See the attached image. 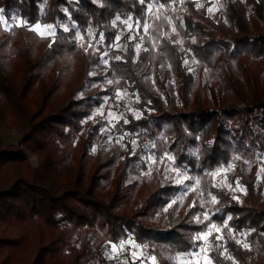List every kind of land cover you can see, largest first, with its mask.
Wrapping results in <instances>:
<instances>
[{
    "label": "trees",
    "instance_id": "obj_1",
    "mask_svg": "<svg viewBox=\"0 0 264 264\" xmlns=\"http://www.w3.org/2000/svg\"><path fill=\"white\" fill-rule=\"evenodd\" d=\"M198 1L183 0L187 14L173 0H0L6 21L24 22L0 29V264H64V249L95 230L174 264L211 223L221 227L207 240L212 264H264V0H219L217 12ZM35 22L55 35H37ZM202 67L228 102L209 104ZM229 165L231 188L210 175ZM176 170L190 179L178 184ZM81 255L119 264L104 243Z\"/></svg>",
    "mask_w": 264,
    "mask_h": 264
},
{
    "label": "rangeland",
    "instance_id": "obj_2",
    "mask_svg": "<svg viewBox=\"0 0 264 264\" xmlns=\"http://www.w3.org/2000/svg\"><path fill=\"white\" fill-rule=\"evenodd\" d=\"M182 1V6L178 7V8H174L171 7L172 10H184L187 14H189V11L187 10V8L184 5L183 0ZM201 2H207L209 4V8L212 9V12H217V10L219 9V0H200ZM198 1V2H200ZM200 2V3H201ZM185 7V8H184ZM157 9L158 12H162L164 16L168 15V11L164 12L162 10L161 7H158ZM156 9V10H157ZM0 17H2V19H0V29H6L9 26H11L13 23L16 25H23L24 22H22L21 19H17L16 21H6L5 17L2 15V13L0 12ZM256 19V18H255ZM256 23L261 27V32H264V20L262 19H256ZM36 24H39L41 26V31H44L47 35V29L45 28V26L50 25V24H46V23H41V22H35L31 25V29H34V26ZM35 31V30H34ZM35 33L39 36L40 33L39 31H35ZM42 36V37H45ZM185 61H187V63H185ZM184 64L189 66L192 62L185 60ZM236 72V69H235ZM206 70L204 67H202L200 69L199 72V79H200V84L201 86L205 87L207 89L208 92V96H209V104L215 108L218 107L221 103H226L230 100V93L227 92V90H225L224 88V81L220 79V76L218 74H215L213 76H211L210 78H208V76L206 77ZM122 94V98H124V95L122 92H119ZM82 96V93L78 92L75 94V97H80ZM110 113V112H109ZM114 114V117L117 116V114H115L114 112H111ZM111 118V117H110ZM3 129H4V134L10 136L11 138L16 136L15 130L12 127L8 126V123L6 121L3 122L2 124ZM208 144L211 143V140H209L207 142ZM25 154L27 156V160L29 162L30 165L35 166L38 162V156L35 152L31 151L30 149H26L25 150ZM219 169H225V168H219ZM218 179L221 182H226L227 184H230L228 176H227V172H221L220 175H218ZM237 187V186H234ZM233 187V189H235ZM187 188H189V184L186 182L183 184V188L181 190V192H185L187 190ZM236 190V189H235ZM30 239L32 238V234L30 233L29 235ZM131 235H127V237H123L120 236L118 237L116 240H108L106 238L105 235H103V233H101L100 231H91V232H84L82 231L79 238L75 239L74 242H76L77 247L78 248H65L64 249V255H63V261L64 264H85V257H83L82 254V250L83 247L87 246V245H92V248H97L99 245H102V243L107 244V248L109 249V252L111 253V255H114L116 257V260L119 262V264H129V262H133L135 261V258L139 257L140 255H146L145 259H140V261L138 262L139 264H152V261L150 259H148L150 256H153L152 254H146V249L140 245L139 243L133 241L131 238ZM35 238V237H34ZM124 241V248L121 249L120 248V242ZM203 244L201 246L205 245V241L203 240ZM112 244H116L117 248L115 251L112 250L111 245ZM134 245H138L140 247H135ZM35 250H37V248H34ZM199 251V248L196 249L195 251H191V252H196ZM135 252L136 255L133 257L132 253ZM207 258L210 259L207 255ZM174 264H179V262L173 260ZM184 264H187V262H184ZM191 264H197L196 260H192ZM199 264H206V260H205V256L201 255L199 258ZM212 264V263H211Z\"/></svg>",
    "mask_w": 264,
    "mask_h": 264
},
{
    "label": "snow or ice",
    "instance_id": "obj_3",
    "mask_svg": "<svg viewBox=\"0 0 264 264\" xmlns=\"http://www.w3.org/2000/svg\"><path fill=\"white\" fill-rule=\"evenodd\" d=\"M93 2H98V0H93ZM139 2L141 4H146V0H139ZM160 7L162 8L163 5H160ZM197 7H200V5H197ZM158 10L159 9H157V11ZM64 11L67 12V9H65ZM147 11H148L149 14H153V11H152V8L151 7H148L147 8ZM211 11H212V9L209 8V12H211ZM0 12H3V9H0ZM159 18L160 17L157 16V19H159ZM0 19H2V17H0ZM117 20H119V17H117ZM25 23H27V22H25ZM124 23L127 24V21H125ZM169 23H171V20L170 19H169ZM127 26H128L129 29L132 28V25H130V24H127ZM137 26L138 27H143V29L145 31H147V29L149 28V25L147 23H144V24L141 25L140 21H137ZM45 28L48 30L47 31V35L48 36H54L55 35V30L53 29V26L52 25H47V26H45ZM32 30L39 31V33H40L41 36H45V34H46L44 31H41V26L39 24H36L34 26V29H32ZM64 31H69L68 27H65L64 28ZM173 31H175V28H173ZM77 37L81 41H83V39H84V37L83 36H80L79 33H77ZM103 39H104L103 34H100L99 40L102 41ZM116 39L119 40V37H116ZM130 39H134V37H130ZM81 46L84 47L83 44ZM93 47H94V45L88 44L87 47H85V51H87L88 48H93ZM139 50H140V45L137 44L136 45V51L139 52ZM107 55H108L107 52L102 53V56L103 57H106ZM113 59L115 61H121L123 58L121 56H115V57H113ZM103 63L105 65H107L109 63L108 59H103ZM185 63H187V61H185ZM108 83L109 84H112L113 81L112 80H109ZM117 83H118V81H117ZM126 94L127 93L125 92L123 95H126ZM116 97H117V99H120V98H122V94L119 93V92H117ZM98 113L101 114V115H103V110L102 109H99L98 110ZM108 115H109V117H114V114L111 113V112ZM136 115H137V117H139V113H137ZM114 118H116V117H114ZM116 119H119V118H116ZM125 123H127V121H125ZM121 139H122V137H121ZM165 156H166V158L168 160H172L173 159L171 156H168L167 154H165ZM149 159L151 160V162L153 164L157 163V161L155 159H152V157H149ZM233 159L234 160H237V159H240V157L237 156V157H234ZM160 162H163V158H161V161ZM245 163H247V161H245ZM233 167H234V165H229L227 169H217L215 172L210 173V175L213 176V177H216V176L220 175L221 172L231 171ZM176 171H177V176H178L176 182L178 184H182L185 180L190 179L187 175L181 176V174L179 173V170H176ZM262 171H264V169H262ZM146 174L147 175H150L151 173L149 171ZM236 183H237V187H239L238 180H237ZM195 184L197 186H199L200 180L199 179H196L195 180ZM227 187L231 188L232 185L229 184V185H227ZM241 190H243V189H241ZM233 198L236 199L237 197H233ZM215 202H216V198H215V196H213L212 197V203H215ZM173 203H175V201ZM169 207H171V205H169ZM165 211H167V209H165ZM228 219L230 220L231 217H228ZM203 220H210V217L207 214H204ZM203 220H201V218L199 216L196 217V221L198 223H203ZM227 227H228L227 222H225L224 225H223V228H227ZM206 228H207V231H203V232H201V233H199V234H197L195 236V240H197V241L204 240L205 241V245L204 246L194 245V247H198L199 248V251H196V252H188V253H185L183 255L178 254L175 257H169V259L175 260V261L179 262V264H184V262H187V264H191V261L192 260H196L197 261V264H199V258H200V256L201 255H204L205 256V260H206V264H211V260L207 258V252H208V249H209V246L207 244V240H208V237L212 235L213 231H215L217 233H220L221 232V227H218L215 223H211L209 225H206ZM223 239H224V236L223 235H217L215 237V240H217V241H221ZM236 243L239 244L240 241H236ZM124 244H125L124 241H121L120 242V245L119 246H120L121 249L124 248ZM134 246L135 247H140L138 245H134ZM243 246H244V248H248L249 247V245H247V244H244ZM111 247H112V250L115 251L116 248H117V245L116 244H112ZM144 247H147V246H144ZM221 247L222 246L219 245V244L216 245V248L217 249H219ZM224 252H227V249L226 248L224 249ZM221 254H223V253H221ZM135 255H136V253L133 252L132 253V256L134 257ZM225 258L226 259H229V260H232L233 259V257L231 255H228ZM148 259H150L152 261V264H156V257L155 256H150Z\"/></svg>",
    "mask_w": 264,
    "mask_h": 264
},
{
    "label": "built area",
    "instance_id": "obj_4",
    "mask_svg": "<svg viewBox=\"0 0 264 264\" xmlns=\"http://www.w3.org/2000/svg\"><path fill=\"white\" fill-rule=\"evenodd\" d=\"M172 6H173L174 8L181 7V6H182V1H181V0H173V2H172Z\"/></svg>",
    "mask_w": 264,
    "mask_h": 264
}]
</instances>
